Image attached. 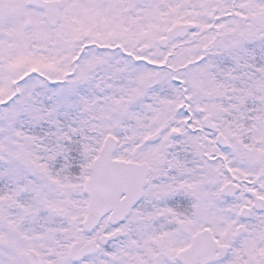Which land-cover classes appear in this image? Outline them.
<instances>
[{"label": "snow or ice", "instance_id": "6c2138e0", "mask_svg": "<svg viewBox=\"0 0 264 264\" xmlns=\"http://www.w3.org/2000/svg\"><path fill=\"white\" fill-rule=\"evenodd\" d=\"M0 264H264V0H0Z\"/></svg>", "mask_w": 264, "mask_h": 264}]
</instances>
